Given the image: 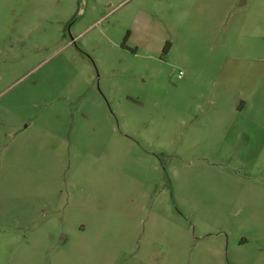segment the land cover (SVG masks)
<instances>
[{
  "label": "rangeland",
  "instance_id": "374dc122",
  "mask_svg": "<svg viewBox=\"0 0 264 264\" xmlns=\"http://www.w3.org/2000/svg\"><path fill=\"white\" fill-rule=\"evenodd\" d=\"M253 47L264 0H0V264H264Z\"/></svg>",
  "mask_w": 264,
  "mask_h": 264
},
{
  "label": "crops",
  "instance_id": "0c3cea01",
  "mask_svg": "<svg viewBox=\"0 0 264 264\" xmlns=\"http://www.w3.org/2000/svg\"><path fill=\"white\" fill-rule=\"evenodd\" d=\"M260 32L254 31L253 32V39L258 38ZM250 39V38H249ZM251 51L256 56L253 63V73L249 76H236V80H233V75L230 74V72H226L224 74V77L226 79L227 90L231 91L235 96L237 100V106L234 108V112H236V115H238V118L240 117V114L245 115L246 110H251L253 108L259 109V107L262 105L260 104V96L264 92V74L262 71L260 72V61L259 58L260 54V48H251ZM263 51V50H262ZM261 51V52H262ZM239 82V83H238ZM234 84V85H233ZM238 109V111H237Z\"/></svg>",
  "mask_w": 264,
  "mask_h": 264
},
{
  "label": "trees",
  "instance_id": "16d2710c",
  "mask_svg": "<svg viewBox=\"0 0 264 264\" xmlns=\"http://www.w3.org/2000/svg\"><path fill=\"white\" fill-rule=\"evenodd\" d=\"M168 48H169V46L166 45V47H165V49H164V52H167V51H168Z\"/></svg>",
  "mask_w": 264,
  "mask_h": 264
}]
</instances>
